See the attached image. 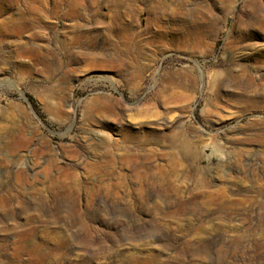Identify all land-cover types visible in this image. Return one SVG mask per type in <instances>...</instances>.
I'll return each mask as SVG.
<instances>
[{"label":"rangeland","instance_id":"1","mask_svg":"<svg viewBox=\"0 0 264 264\" xmlns=\"http://www.w3.org/2000/svg\"><path fill=\"white\" fill-rule=\"evenodd\" d=\"M263 49L264 0H0V264H264Z\"/></svg>","mask_w":264,"mask_h":264},{"label":"bare ground","instance_id":"2","mask_svg":"<svg viewBox=\"0 0 264 264\" xmlns=\"http://www.w3.org/2000/svg\"><path fill=\"white\" fill-rule=\"evenodd\" d=\"M37 10V9H36ZM35 10V11H36ZM264 50V49H263ZM262 54V53H261ZM264 55V54H263ZM248 98V97H247ZM245 103V102H244ZM107 137V136H106ZM149 138V137H148ZM147 138V139H148ZM128 139H130V138H128ZM167 139V138H166ZM176 139H177V137H176ZM164 140V139H163ZM119 143V142H118ZM150 144V143H149ZM173 144V143H172ZM191 142L190 143H188L187 141H183L182 143H181V147H182V152H183V154H184V156L187 158V159H193L194 157H195V151H193L192 150V147H191ZM171 145V144H170ZM179 147V146H178ZM108 152V151H107ZM152 152V151H151ZM128 157V156H127ZM126 157V158H127ZM131 157V156H130ZM132 158V157H131ZM131 160H133V158L131 159ZM130 160V161H131ZM127 162H128V160H127ZM132 163V162H131ZM133 164V163H132ZM128 165H130L129 163H128ZM147 165V164H146ZM131 167H133V166H131ZM135 167V166H134ZM133 169V168H132ZM19 175V174H18ZM20 178V181L22 180H24V178H23V176H19ZM136 179L138 180V182H139V188L137 187V190H136V192H137V194H140L139 192H141L142 194H141V198H142V200H145L144 198V196H145V186H144V184H145V181H146V179L149 181V185H150V188L152 189V188H154L155 186L156 187H158L159 186V183L157 182L158 181V179H156L155 178V176H154V174H152V173H150V172H148L145 168L144 169H142L140 172H138L137 174H136ZM147 181V182H148ZM170 181V180H169ZM23 183V182H22ZM161 183V182H160ZM165 184V183H164ZM179 186V185H178ZM176 184H174L173 182H172V180L170 181V182H168L167 183V187L170 189V191H172L173 193L174 192H176L177 191V187H178ZM180 188V187H179ZM171 192V193H172ZM16 196V195H15ZM173 196V195H172ZM172 196H171V194H167L166 195V198H168V199H171L172 198ZM147 197V196H146ZM138 199V198H137ZM137 202V201H136ZM156 206V205H155ZM183 207V206H182ZM159 208V207H158ZM29 243V242H28ZM25 246V245H24Z\"/></svg>","mask_w":264,"mask_h":264}]
</instances>
